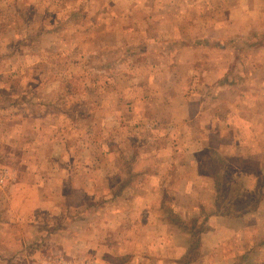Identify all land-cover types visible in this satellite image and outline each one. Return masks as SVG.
<instances>
[{"label": "rangeland", "instance_id": "obj_1", "mask_svg": "<svg viewBox=\"0 0 264 264\" xmlns=\"http://www.w3.org/2000/svg\"><path fill=\"white\" fill-rule=\"evenodd\" d=\"M210 2L0 0V229L29 235L0 264H176L156 237L176 193L141 187L177 143L141 112L173 80L174 26L208 21ZM237 80L218 96L232 106L264 87Z\"/></svg>", "mask_w": 264, "mask_h": 264}, {"label": "crops", "instance_id": "obj_2", "mask_svg": "<svg viewBox=\"0 0 264 264\" xmlns=\"http://www.w3.org/2000/svg\"><path fill=\"white\" fill-rule=\"evenodd\" d=\"M209 4L208 21L174 26L173 80L151 111L141 112L177 143L159 150L163 173L148 177L156 182H142L141 190L176 193L174 214L159 215L164 233L156 236H171L176 264L187 255H197L193 264H264V87L247 86L252 98L233 106L218 97L230 93L231 78L256 81L264 74V0ZM14 224L0 229L1 256L23 255L29 235L11 232Z\"/></svg>", "mask_w": 264, "mask_h": 264}]
</instances>
